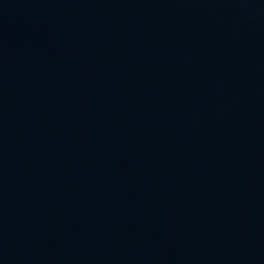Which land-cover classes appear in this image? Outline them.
Returning <instances> with one entry per match:
<instances>
[{
	"label": "water",
	"instance_id": "1",
	"mask_svg": "<svg viewBox=\"0 0 264 264\" xmlns=\"http://www.w3.org/2000/svg\"><path fill=\"white\" fill-rule=\"evenodd\" d=\"M0 264H264V0H0Z\"/></svg>",
	"mask_w": 264,
	"mask_h": 264
}]
</instances>
